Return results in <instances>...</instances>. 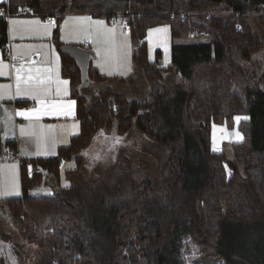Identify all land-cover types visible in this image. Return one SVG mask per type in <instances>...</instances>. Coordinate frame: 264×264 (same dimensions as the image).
<instances>
[{"label": "trees", "instance_id": "1", "mask_svg": "<svg viewBox=\"0 0 264 264\" xmlns=\"http://www.w3.org/2000/svg\"><path fill=\"white\" fill-rule=\"evenodd\" d=\"M0 5L11 14L28 8L40 16L57 15L52 40L79 120L78 134L55 157L30 160L45 175L29 179L21 164V195L0 199L26 240L45 249L50 264H242L230 254L232 236L246 235L252 223L264 224V0H7ZM128 12L131 60L143 72L148 95L129 101L102 86L92 103L87 89L99 86L104 76L91 66L92 54L81 85L76 61L61 50L67 46L59 41V24L65 13ZM161 24L169 26L172 39L167 67L149 60L143 40L148 28ZM7 46V23L0 17L3 56ZM171 71L176 75L167 86ZM237 115L247 117L237 126L243 138L230 144V156L212 152L211 124L232 129ZM101 128L118 134L134 128L152 141L165 158L159 185L137 179L124 165L111 184L100 180L85 192L59 186L58 161L71 158L73 171L81 169L80 151ZM50 178L52 195L28 193ZM0 264H6L1 254Z\"/></svg>", "mask_w": 264, "mask_h": 264}, {"label": "crops", "instance_id": "2", "mask_svg": "<svg viewBox=\"0 0 264 264\" xmlns=\"http://www.w3.org/2000/svg\"><path fill=\"white\" fill-rule=\"evenodd\" d=\"M5 2H7V0H0V4ZM84 17H88L90 19H79ZM37 18L38 17L35 15L11 16L6 21L8 46L5 56H3L0 52V62L8 65V68L5 69L7 74L0 75V85L12 86L5 95L0 97V104L3 103L5 105V112L7 108H9L12 112L11 127H9L6 132L0 135V149L3 144H11L17 148L20 156L27 160L46 159L52 158V156L48 157L46 155H41L45 149L42 151H37V137L27 135L22 136L20 132L21 126H25L27 128L30 123H37V131H42L44 133L43 139L46 140V142L49 144V147L56 149V154L59 147L67 146L70 139L79 132V120L76 116V101L69 95V82L67 85H64L63 83H57V80L68 81V79L63 78L60 73V51L52 40L54 27H49L47 31H45L42 27H40L38 30H24L25 28L35 26L17 25V30H13V25L11 23L12 20L39 21L41 26L46 25L44 22L45 20L42 21L41 17L38 18L39 20ZM95 21H98L96 15H92L90 13H65L63 15L61 24L59 25V41L65 46H79L83 49L91 50L93 52V56L91 57L90 62H92L94 59L96 62L94 65L91 63V65L98 71L100 75L104 76V80L101 84H99V86H96L95 88H92L91 86L90 89H87L86 97L90 101L96 97L97 92L102 86H108L114 93L124 95L125 97L132 100H135V98H145L148 95L147 82L143 73L141 72V69L133 64L131 60L132 51H130L129 62H121L120 64L116 65V62L112 61V63H115V66L108 68H105L100 63L99 57L104 53V48L117 50V52H119L120 46L118 45H121V43H118L116 38L115 40H110L106 38V35L98 34V31L103 33L104 29L114 27L104 26V28H98V26L94 23ZM162 25L163 24L153 26L147 30H151L155 27L160 29V26ZM167 30V33H163V36L165 38L170 37L169 39L171 44L172 39L169 26ZM19 53H23V60H21L19 57ZM14 57H16V59L19 58V61H13ZM20 63H23L26 68L31 66L40 69H52V72L50 73L52 77L51 83L49 85L50 90L48 94L41 97V99L44 100L47 105L56 104L67 106L70 102L74 101L75 103L72 105L71 114H42L39 116L38 122L30 121L25 116L18 115L17 113L19 111L42 108L41 103L31 95H16L15 67H20ZM156 63L158 64L157 61ZM13 65L15 67H13ZM129 68L130 70H128ZM109 72L112 74L109 75ZM57 89H59V91H57ZM44 110L49 111L52 109L49 108ZM0 112V116L4 115V110L1 109ZM235 117H241L242 119L239 120L241 121L244 120L243 117L246 116L237 115ZM235 117L233 118L234 126L232 129H227L224 125H218L214 123L211 124L210 134L212 152H215V149L213 148V145L215 144L214 141H216V145H220L224 140L232 142H239L241 140L237 139L235 136V132L238 131L237 123L239 122L235 119ZM48 126L53 127L49 128ZM221 129H225L226 131H221ZM96 135L94 137H96ZM93 139L91 144L93 143ZM15 163L16 162H8L0 159V165H16L15 170H12L13 175L11 178L16 176L18 179V184L21 188V165L19 163ZM63 169L64 164L61 170ZM7 177L8 175L6 176V174H2V176H0V180ZM52 179L54 181V178H50L49 181L46 182V185H48V187L52 186L53 188V182H51ZM8 255L10 254L8 253ZM6 259H11L10 256L7 257V253Z\"/></svg>", "mask_w": 264, "mask_h": 264}, {"label": "rangeland", "instance_id": "3", "mask_svg": "<svg viewBox=\"0 0 264 264\" xmlns=\"http://www.w3.org/2000/svg\"><path fill=\"white\" fill-rule=\"evenodd\" d=\"M34 15L38 18L41 17L36 14ZM41 18L42 21L45 20L43 16ZM52 18L54 21L56 20V17ZM96 18L98 21H104V26L114 27L116 41L121 43V45H118L120 46L119 52H117V50L104 48V53L99 57L100 63L105 68H108L115 66V63H112V61H115L116 65L121 62H129L130 51L133 53V45L130 40L128 26L120 21V13L111 14L109 16L96 15ZM111 18H114V21H111ZM252 18V25L256 28L259 26L258 21L255 17ZM44 22L45 24H48L47 20ZM51 24L49 27L55 26V24ZM165 27L168 29V26L165 24L160 26V29ZM98 28H100V26H98ZM154 29L159 28L155 27L151 30ZM169 38L166 37L165 42L163 33L152 31L150 35V29L147 30L146 36L143 40L146 41L150 61H157L162 67H167L171 64V44ZM178 43H184V41L179 40ZM91 63L94 65L96 63L95 59L90 62V64ZM168 75L170 79H165L167 86H169V83L176 74L171 71ZM127 99L129 101L141 100L138 98H135V100L129 98ZM90 101L93 103L95 99ZM4 107L5 105L1 103L0 110H4V115L0 116V135L6 132L7 129L11 127L12 123V112L9 108H7L5 112ZM116 137L121 138L119 143H115ZM231 142L232 141L224 140L222 144L216 145V141H214L215 144L213 143V148L215 149V152L224 151L227 156H230ZM42 150L43 148H37V151ZM42 153L43 154L41 155L54 157L56 155V149L49 147ZM80 154L83 158V162L82 168L78 171H73L76 167V163L73 159L67 158L64 161V169L60 170L59 186L65 188L72 187L81 192H85L88 186L100 180L111 184L115 179V173L124 169V165H127L135 172L134 176H136L137 179L151 180L159 185V182L157 181L158 170L161 163L165 159L160 155L156 145L137 129H129L123 134L116 133L113 128L100 129L96 137H94L93 143H90L86 148L81 150ZM9 161L18 163L15 160ZM125 162H127V164ZM12 170L13 169L10 165H0V176H2V174H6V176L8 175L7 178L0 180V199L15 198L21 195V188L18 184L17 177L14 176L11 178L13 175ZM54 181L53 179L51 180V182H53V187L55 185ZM53 192L54 188H52V186L48 187L44 180L38 186L28 190V193L32 196H48L52 195ZM248 228L249 233L247 230L244 231L246 235L232 236V240L230 242V254L234 259L242 262V264H264V224L252 223L248 226ZM257 250H260L258 255ZM0 253L4 257L6 264H50L45 249H40L35 244L28 242L24 233L14 227L10 222L8 216L6 215V210L3 207H0ZM6 253L7 257L10 256L11 259H6ZM8 253L10 255H8Z\"/></svg>", "mask_w": 264, "mask_h": 264}, {"label": "snow or ice", "instance_id": "4", "mask_svg": "<svg viewBox=\"0 0 264 264\" xmlns=\"http://www.w3.org/2000/svg\"><path fill=\"white\" fill-rule=\"evenodd\" d=\"M83 20H88L90 18L84 17V18H79ZM13 25V30H17L16 26L17 25H25V26H35V27H29L25 28L24 30H38L40 27H42L45 31L48 30L51 22L49 24L41 26L39 21H22V20H12L11 21ZM96 25L100 26V28H103L104 26V21H95L94 22ZM155 31L157 33H167V28H161V29H154L150 30V35L151 32ZM98 34H103L106 35L107 39L110 40H115V30L114 28H107L104 29L103 33H100L98 31ZM166 42V38H165ZM19 56L21 60H23V53H19ZM16 59V57H14ZM13 67H15L13 65ZM8 68V65L3 64L0 62V75H6L5 69ZM130 70V68L128 69ZM15 90H16V95H31L33 98L37 99L41 105V109H29L26 111H19L17 114L20 116H25L28 118L30 121H36L38 122L39 116L40 115H69L71 114L72 111V105L75 103L70 102L67 106L64 105H47L44 100L41 99V97L46 96L50 90L49 85L51 83V75L50 73L52 72V69L50 68H45V69H40V68H34V67H25L23 63H21L20 67H15ZM112 73L109 72V75ZM57 83H63L64 85L68 84V81H59L57 80ZM11 85H0V97L5 95L10 89ZM59 91V89H57ZM52 109L49 111H46L44 109ZM237 121L242 119L241 117H235ZM243 119H247V117H243ZM49 128H52L53 126H48ZM215 127V126H214ZM221 131H226L225 129H221ZM21 135L22 136H36L37 137V148L38 149H47L49 147V144L46 142V140L43 139L44 133L42 131L38 132L37 131V123H30L27 128L25 126H21L20 129ZM235 136L237 139H242L243 137L241 134L237 131L235 132ZM119 137L115 138V143L120 142ZM13 170H15L16 165H11L10 166ZM67 186V185H66Z\"/></svg>", "mask_w": 264, "mask_h": 264}, {"label": "built area", "instance_id": "5", "mask_svg": "<svg viewBox=\"0 0 264 264\" xmlns=\"http://www.w3.org/2000/svg\"><path fill=\"white\" fill-rule=\"evenodd\" d=\"M15 15L32 16L33 13L28 8H24V9L16 12ZM11 16H12V14L8 12L7 7L0 5V17L7 20ZM129 16H130L129 12L126 14H120L121 23L127 25L128 20H129ZM52 17L53 16H44L43 18L45 20H47L48 22L53 23L54 19ZM113 19L114 18H111V21H114ZM13 61H19V58L13 59ZM0 158L2 160H5V161L15 160L19 164H22L23 165V172H24L25 176L29 179L33 178L35 175H44L45 174L44 168L32 163L29 160H24V158L20 156L17 148L12 146L11 144L6 143V144H3L1 146ZM56 167L58 170L62 169L63 168V160H59Z\"/></svg>", "mask_w": 264, "mask_h": 264}, {"label": "water", "instance_id": "6", "mask_svg": "<svg viewBox=\"0 0 264 264\" xmlns=\"http://www.w3.org/2000/svg\"><path fill=\"white\" fill-rule=\"evenodd\" d=\"M61 50L71 55L76 61L81 73V85H83L87 79V68L89 65L90 56L93 54V52L88 49L72 46H67L66 48L61 47Z\"/></svg>", "mask_w": 264, "mask_h": 264}]
</instances>
